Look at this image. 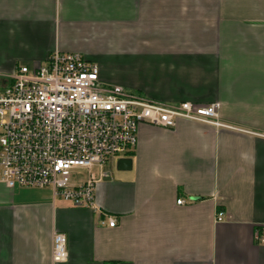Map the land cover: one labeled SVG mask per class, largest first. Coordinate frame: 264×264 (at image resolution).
Returning a JSON list of instances; mask_svg holds the SVG:
<instances>
[{"label": "crops", "instance_id": "0c3cea01", "mask_svg": "<svg viewBox=\"0 0 264 264\" xmlns=\"http://www.w3.org/2000/svg\"><path fill=\"white\" fill-rule=\"evenodd\" d=\"M55 50L151 100L217 102L225 126L139 124L116 158L130 169L104 165L95 212L0 182V264H53L54 232L60 264H264V0H0V86Z\"/></svg>", "mask_w": 264, "mask_h": 264}, {"label": "built area", "instance_id": "2783aa9c", "mask_svg": "<svg viewBox=\"0 0 264 264\" xmlns=\"http://www.w3.org/2000/svg\"><path fill=\"white\" fill-rule=\"evenodd\" d=\"M178 119L225 126L217 102L151 100L103 83L98 65L82 54L55 50L39 65H20L0 86V182L10 188L48 186L54 197L95 212L94 190L107 175L108 158L132 151L139 124L173 128ZM76 168L87 174L73 183ZM223 217L217 210L216 221ZM104 221L116 223L110 215ZM254 240L264 244V226L254 230ZM67 257L65 234L54 232L52 263Z\"/></svg>", "mask_w": 264, "mask_h": 264}, {"label": "rangeland", "instance_id": "374dc122", "mask_svg": "<svg viewBox=\"0 0 264 264\" xmlns=\"http://www.w3.org/2000/svg\"><path fill=\"white\" fill-rule=\"evenodd\" d=\"M117 156H110L108 160L106 161L107 166L110 164H114L116 161ZM105 164V165H106ZM93 170H97L96 167L93 168ZM73 175L71 177V181L73 183L77 181H81L82 179L85 178L87 174V169L86 168H76L72 171Z\"/></svg>", "mask_w": 264, "mask_h": 264}, {"label": "water", "instance_id": "95a60500", "mask_svg": "<svg viewBox=\"0 0 264 264\" xmlns=\"http://www.w3.org/2000/svg\"><path fill=\"white\" fill-rule=\"evenodd\" d=\"M116 167H117V169H120V170L130 169L131 159L125 158V157L118 158L116 161Z\"/></svg>", "mask_w": 264, "mask_h": 264}]
</instances>
